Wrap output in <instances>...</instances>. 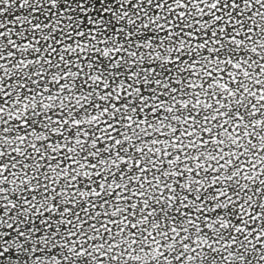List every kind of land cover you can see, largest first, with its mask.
Instances as JSON below:
<instances>
[{"label": "snow or ice", "instance_id": "obj_1", "mask_svg": "<svg viewBox=\"0 0 264 264\" xmlns=\"http://www.w3.org/2000/svg\"><path fill=\"white\" fill-rule=\"evenodd\" d=\"M0 264H264V0H0Z\"/></svg>", "mask_w": 264, "mask_h": 264}]
</instances>
